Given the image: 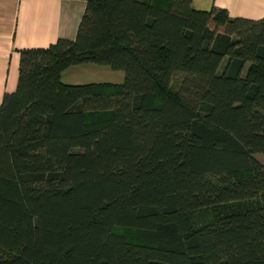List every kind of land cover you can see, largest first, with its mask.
<instances>
[{
  "label": "trees",
  "instance_id": "trees-1",
  "mask_svg": "<svg viewBox=\"0 0 264 264\" xmlns=\"http://www.w3.org/2000/svg\"><path fill=\"white\" fill-rule=\"evenodd\" d=\"M260 151L264 16L86 0L0 102V264H264Z\"/></svg>",
  "mask_w": 264,
  "mask_h": 264
},
{
  "label": "crops",
  "instance_id": "crops-1",
  "mask_svg": "<svg viewBox=\"0 0 264 264\" xmlns=\"http://www.w3.org/2000/svg\"><path fill=\"white\" fill-rule=\"evenodd\" d=\"M86 0H0V102L4 92L12 91L17 82L19 49L31 46H46L58 37L74 38ZM197 9H209L213 5L224 8L229 16L261 18L264 16V0H191ZM73 64L61 72V79L71 73ZM95 79L86 74L66 82L121 81ZM75 75V74H73ZM64 81V80H63ZM255 156L264 163V151Z\"/></svg>",
  "mask_w": 264,
  "mask_h": 264
},
{
  "label": "rangeland",
  "instance_id": "rangeland-1",
  "mask_svg": "<svg viewBox=\"0 0 264 264\" xmlns=\"http://www.w3.org/2000/svg\"><path fill=\"white\" fill-rule=\"evenodd\" d=\"M90 64L84 65V66H74L70 69H78L73 70L68 75L65 74L63 76L64 81H68L67 78H70V80H74V78L77 77H84L83 79H76V80H85L86 74H94L89 75L87 79L89 78H95V79H109V80H118L120 77L117 73H123L120 69H112L106 64H98L95 62H89ZM75 74V75H73ZM81 77V78H82Z\"/></svg>",
  "mask_w": 264,
  "mask_h": 264
}]
</instances>
